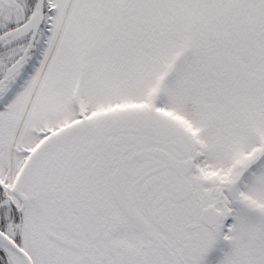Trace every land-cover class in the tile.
Segmentation results:
<instances>
[{
  "label": "snow or ice",
  "instance_id": "1",
  "mask_svg": "<svg viewBox=\"0 0 264 264\" xmlns=\"http://www.w3.org/2000/svg\"><path fill=\"white\" fill-rule=\"evenodd\" d=\"M264 264V0H0V264Z\"/></svg>",
  "mask_w": 264,
  "mask_h": 264
},
{
  "label": "rangeland",
  "instance_id": "2",
  "mask_svg": "<svg viewBox=\"0 0 264 264\" xmlns=\"http://www.w3.org/2000/svg\"><path fill=\"white\" fill-rule=\"evenodd\" d=\"M221 258V253L218 251H214L210 254V256L207 258L206 264H216V261Z\"/></svg>",
  "mask_w": 264,
  "mask_h": 264
}]
</instances>
